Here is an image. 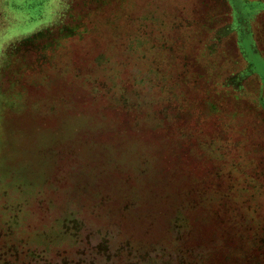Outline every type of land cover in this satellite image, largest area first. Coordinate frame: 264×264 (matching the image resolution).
I'll return each mask as SVG.
<instances>
[{
	"label": "rangeland",
	"instance_id": "1",
	"mask_svg": "<svg viewBox=\"0 0 264 264\" xmlns=\"http://www.w3.org/2000/svg\"><path fill=\"white\" fill-rule=\"evenodd\" d=\"M0 264H264V0H0Z\"/></svg>",
	"mask_w": 264,
	"mask_h": 264
}]
</instances>
